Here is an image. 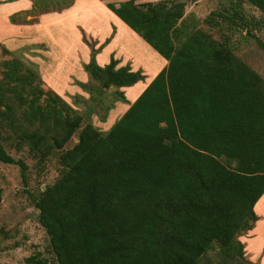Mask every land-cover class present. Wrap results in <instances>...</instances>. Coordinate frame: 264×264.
Wrapping results in <instances>:
<instances>
[{"label": "trees", "instance_id": "trees-1", "mask_svg": "<svg viewBox=\"0 0 264 264\" xmlns=\"http://www.w3.org/2000/svg\"><path fill=\"white\" fill-rule=\"evenodd\" d=\"M246 1L262 14L257 25L264 31V0ZM105 6L166 64L107 130L88 121L80 127L76 142L59 155L61 175L32 200L54 264H251L237 236L252 228V207L264 191V80L223 41L198 28L187 32L181 1ZM232 15L235 10L225 19ZM81 40L89 49L81 65L89 80L77 84L88 92L97 88L92 84L113 88L106 114L114 101L127 102L119 88L144 75L116 66L112 55L98 65L94 55L107 38L96 44L82 33ZM2 63L3 79L14 81L13 95L25 106L14 119L5 104L1 120L9 118L30 152L44 156L61 148L81 114L42 90L28 66ZM0 161L17 164L24 182L26 166L5 151L1 135ZM213 242L221 257L216 263L204 259Z\"/></svg>", "mask_w": 264, "mask_h": 264}, {"label": "rangeland", "instance_id": "rangeland-1", "mask_svg": "<svg viewBox=\"0 0 264 264\" xmlns=\"http://www.w3.org/2000/svg\"><path fill=\"white\" fill-rule=\"evenodd\" d=\"M7 1L11 0H0V80L3 82L0 113L4 112L5 104H8L13 108L14 119H20L19 115L25 106L13 95L15 89L12 87L15 85H10L14 81L3 79L5 67L2 62L16 59L22 66H28L37 74L40 81H36L42 90H52L82 117L79 127L61 148H53L42 156L28 151L25 143L18 142L14 132L6 124L9 118L6 117L4 121L0 115L1 143L5 151L13 158L22 160L26 166L23 182L17 164L0 161V264H31L26 260L28 256L41 258L44 264H54L47 234L37 220V209L32 200L61 175L64 167L60 164L59 155L76 142L77 133L85 122H90L101 132L108 129L111 120L106 121L105 117H100L107 114H104L103 106L110 102L113 88L102 91L98 85L92 84L97 87L92 92L81 89L83 93L80 94L79 91H72L75 81L72 64L79 51L71 41L74 40V24L77 31L82 33L78 20L74 17L68 21L63 20V29L66 28L64 35H51V41L47 29L45 30L46 25L39 19L42 13H63L67 8L63 6L69 0H30L31 7L26 13L25 9L10 11L5 4ZM106 1L117 4L119 0H101L104 5ZM133 1L156 3L161 0ZM172 1L183 3L182 23L187 32L198 28L210 34L213 39L223 41L235 56L264 80V31L257 25V20L262 17L257 8L246 0H166L167 4ZM32 2L36 3L35 7ZM2 5H6V8ZM52 8L61 9L52 11ZM232 10H235L236 15L226 20L225 17L230 16ZM68 12V15L74 14L73 10ZM64 22H72V27ZM13 26H19L20 29ZM83 36L86 37L85 34ZM180 39H183L182 34L178 36V41ZM62 46L65 52L62 51ZM21 70L25 72V68ZM22 94L26 99L30 96L27 92ZM43 98L40 95L37 103L42 104ZM22 120V123H28L24 118ZM32 126L34 125L28 127ZM258 221L252 233L247 231L237 236L243 243V258L251 264H264V215ZM219 252L213 242L206 250L204 259L216 263L221 258Z\"/></svg>", "mask_w": 264, "mask_h": 264}, {"label": "crops", "instance_id": "crops-1", "mask_svg": "<svg viewBox=\"0 0 264 264\" xmlns=\"http://www.w3.org/2000/svg\"><path fill=\"white\" fill-rule=\"evenodd\" d=\"M5 4L9 7L10 11L18 9L27 10L31 7L30 0H11L5 2ZM6 5L2 6L5 7ZM70 10H73L74 14L68 15L67 12ZM72 17L78 20V25L82 33L88 37L87 39L95 41L96 44L102 43L106 38L108 39L94 55V60L98 65L102 66L107 63L109 56L112 55L118 61L116 66L128 64L131 70H140L144 75L143 79L129 86L119 88L122 90L123 97L127 102L116 101L108 109L105 118L106 121L111 120L109 121L111 125L125 111L128 104L134 100L153 76L165 66L166 60L110 11L101 0H74L61 14L46 12L39 15L42 24L46 25L45 30L47 29L48 37L51 41L53 40L51 35H56V33L58 35L63 33L64 35L66 28L63 29V20L68 21ZM65 25L72 27V22L70 24L65 23ZM75 25L73 26L75 31L72 32L74 40L71 41V44L76 45L79 54H75L74 57L76 59L74 58L75 62L72 64L73 79H75L72 91L74 93L79 91L81 94L83 91L77 82L84 83L89 80L81 66L82 63L88 60L89 49L81 41L82 33L77 31ZM13 27L18 28L19 26ZM62 51L65 52L63 46ZM252 209L256 215V220L252 228L248 230L251 233L255 229L256 221L259 222V218L264 215V191L255 201Z\"/></svg>", "mask_w": 264, "mask_h": 264}]
</instances>
